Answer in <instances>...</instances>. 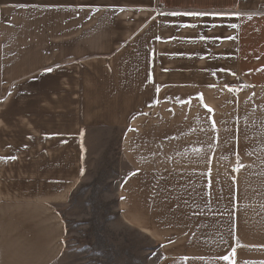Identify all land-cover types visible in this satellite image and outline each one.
Wrapping results in <instances>:
<instances>
[{"label":"crops","instance_id":"obj_1","mask_svg":"<svg viewBox=\"0 0 264 264\" xmlns=\"http://www.w3.org/2000/svg\"><path fill=\"white\" fill-rule=\"evenodd\" d=\"M158 3L222 15L164 19ZM95 4L129 11L109 20L88 11ZM263 12L264 0H0V264H59L60 211L83 179L85 134L97 128L122 134L121 218L167 261L224 264L231 245L237 264H264ZM181 23L223 34L212 44ZM255 25L259 36L247 35ZM201 43L219 56H203ZM188 48L194 56L180 52ZM238 78L253 93V143L240 147L239 173L223 117L207 111L230 106L210 95Z\"/></svg>","mask_w":264,"mask_h":264},{"label":"rangeland","instance_id":"obj_2","mask_svg":"<svg viewBox=\"0 0 264 264\" xmlns=\"http://www.w3.org/2000/svg\"><path fill=\"white\" fill-rule=\"evenodd\" d=\"M257 14H264L257 13ZM264 16V15H263ZM255 32L248 29L247 35L259 36V26ZM211 28V29H210ZM196 28L199 36H211L212 44L223 34L219 29ZM210 30V33H206ZM231 29L229 34H235ZM222 31V30H221ZM214 34L216 36H214ZM192 44V43H191ZM197 46V45H196ZM199 52L203 56H219L210 52L209 44L201 43ZM189 56H194V49H184ZM233 51V48H232ZM200 56H196L198 58ZM177 67L196 68L205 66L204 62L179 60ZM246 68V65L243 67ZM213 79H219L217 67L211 68ZM238 91L212 92L210 98L218 96L228 101L230 106L212 108V116H222V126L227 131L228 144L240 152L241 145H252L251 100L252 91H248L246 81L238 78L235 88ZM207 96V93H204ZM219 94V95H218ZM202 95V94H200ZM3 97L0 92V100ZM262 104V102H261ZM197 110V115H203ZM264 116V112L261 113ZM257 126V124H256ZM218 130V129H217ZM84 175L81 183L74 190L70 202L61 209L63 224L62 242L65 252L58 259L59 264H173L167 261L158 245L145 234L128 226L119 214L118 199L123 181L124 167L121 160V131L113 128H97L85 134Z\"/></svg>","mask_w":264,"mask_h":264},{"label":"snow or ice","instance_id":"obj_3","mask_svg":"<svg viewBox=\"0 0 264 264\" xmlns=\"http://www.w3.org/2000/svg\"><path fill=\"white\" fill-rule=\"evenodd\" d=\"M83 10V9H82ZM88 11H90L93 15L100 13L101 11H104L105 13L108 14V19L112 20L114 19L115 15L117 13H125L127 11H129V9H126L124 7H112V6H104L101 4H95L94 6L88 8ZM141 11H147V9H141ZM153 11L155 12L156 16H160L164 19H168L170 17H179V18H184V17H188V18H192L193 20H200L204 17H219L222 14L221 13H213V12H209V11H199V10H174V9H166V8H162L159 7V3L157 4V7L155 9H153ZM156 16H153L152 19L155 20ZM91 19V16L89 17ZM179 27H183L186 29H195L197 27L196 23H181L179 25ZM213 28L217 27L216 24L212 25ZM231 27H236L235 24H232ZM231 38V37H230ZM157 39H160V37H157ZM201 40H204L205 37H200ZM47 73H51L53 71V69L51 67L47 68L45 70ZM262 71H264V69H262ZM157 92L160 91L159 88L156 89ZM230 92L232 91H238L236 89H229ZM198 99L202 102L203 101V97L202 95L200 97H198ZM184 103H190V102H184ZM205 107H207V105H204ZM207 111L208 113H212L213 109L210 107H207ZM146 115V114H145ZM211 130L213 133H216L217 129H216V122L212 121L211 124ZM130 131H136V129H130ZM81 135H83V133H81ZM210 142L208 147L209 149H214L216 144L218 143L217 137L215 135L211 136L210 138ZM237 159H236V167L233 169V171L239 173L244 167L245 165L241 162V158H240V154L236 153ZM0 159H4V158H0ZM11 159H16V157H11ZM133 175H136V173H132ZM81 175H83V172H81ZM235 184V181H233V185ZM232 187V185H230V188ZM209 195H211V193H209ZM123 199V198H122ZM231 202V200H230ZM229 216H232V212H229ZM235 228L234 223L230 220V232H233ZM239 242L237 240V247H239ZM161 247H164V245H161ZM231 251L230 252H226L225 254L221 255L219 257V259L221 261L224 262V264H237V251L235 247H231V245L229 246Z\"/></svg>","mask_w":264,"mask_h":264}]
</instances>
